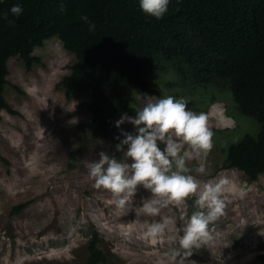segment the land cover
<instances>
[{"label": "rangeland", "instance_id": "374dc122", "mask_svg": "<svg viewBox=\"0 0 264 264\" xmlns=\"http://www.w3.org/2000/svg\"><path fill=\"white\" fill-rule=\"evenodd\" d=\"M33 55L40 61L30 70L19 56L8 61L4 96L18 113L3 111L0 119V264H82L93 231L100 235L108 264H173L166 253L178 246L175 241L191 215L186 200L162 208L157 216H146L118 209L110 191L93 188L86 163L98 159L100 151L115 157L117 151L110 139L91 136L92 116L84 107L90 95H69L58 87L76 58L56 36L36 47ZM173 78L152 77L159 94L138 92L137 108L149 98L187 100L190 91L168 84ZM213 94L199 96L213 133L212 148L203 161L206 172L195 171L201 161L187 164L201 187L228 177L222 193L225 210L211 223L210 238L192 250L185 264H262L256 257L264 252V174L252 181L240 170L222 167L229 145L246 134L257 135L259 124L237 112L227 90L206 101ZM120 127L133 131L127 122ZM113 129L120 134L115 124ZM116 158L123 160V153ZM141 198L151 194L139 189L132 198L135 209ZM22 203L28 204L12 213ZM162 219L170 221L171 231L146 239V226Z\"/></svg>", "mask_w": 264, "mask_h": 264}, {"label": "trees", "instance_id": "16d2710c", "mask_svg": "<svg viewBox=\"0 0 264 264\" xmlns=\"http://www.w3.org/2000/svg\"><path fill=\"white\" fill-rule=\"evenodd\" d=\"M17 3L24 10L14 17L9 10ZM82 15L95 23V31ZM55 36L76 58L58 87L69 95H90L84 107L92 116L93 138L115 146L114 122L122 113L135 115L137 93L158 95L152 77L173 76L169 85L190 91L188 109L204 113V95L214 92L210 102L227 90L237 112L257 121V135L229 145L222 167L252 181L264 174V0H170L159 20L146 16L138 0H0V119L3 111L18 113L4 96L9 59L19 56L30 70L40 61L35 48ZM194 199L186 198L190 213ZM100 242L93 231L82 264L109 263ZM256 258L264 264V252Z\"/></svg>", "mask_w": 264, "mask_h": 264}, {"label": "clouds", "instance_id": "9594fccd", "mask_svg": "<svg viewBox=\"0 0 264 264\" xmlns=\"http://www.w3.org/2000/svg\"><path fill=\"white\" fill-rule=\"evenodd\" d=\"M170 0H138L140 10L156 20L162 19L168 11ZM22 4H14L10 13L19 17L23 13ZM63 11V7L61 8ZM8 13H5L7 19ZM80 19L88 25L90 32L96 25L87 15ZM13 21L9 20L11 24ZM72 123H76L73 119ZM129 123L133 131H125L120 126ZM120 129L115 137V150L123 153V160L115 155L100 151L98 159L87 162V174L93 181L92 187L111 192L118 209L142 212L146 216H157L161 209L169 205H180L186 198L195 197V209L184 221L182 235L176 240L178 246L166 253L173 264H185L194 248L210 238V225L225 210L222 193L228 183L227 176H220L206 182L201 187L191 175L187 161H201L195 169L204 174L203 162L212 148L213 133L207 126V116L187 108L182 98L166 96L147 99L134 116L122 113L114 122ZM162 146V147H161ZM187 149V150H185ZM151 194V198H141L139 208L133 207L132 198L139 189ZM170 221L162 219L149 223L144 231L146 239L157 238L169 229Z\"/></svg>", "mask_w": 264, "mask_h": 264}]
</instances>
